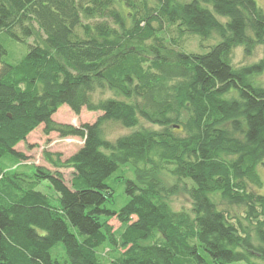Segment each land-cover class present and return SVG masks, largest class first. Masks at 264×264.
<instances>
[{"label":"trees","instance_id":"trees-1","mask_svg":"<svg viewBox=\"0 0 264 264\" xmlns=\"http://www.w3.org/2000/svg\"><path fill=\"white\" fill-rule=\"evenodd\" d=\"M2 33L32 43L11 63L0 42V264H59L58 243L66 264L264 262V58L231 62L264 46L255 0H0ZM190 37L215 42L188 50ZM63 104L101 114L59 123ZM40 124L83 139L65 160L43 153L54 170L16 149ZM179 191L189 208L171 206Z\"/></svg>","mask_w":264,"mask_h":264},{"label":"rangeland","instance_id":"rangeland-1","mask_svg":"<svg viewBox=\"0 0 264 264\" xmlns=\"http://www.w3.org/2000/svg\"><path fill=\"white\" fill-rule=\"evenodd\" d=\"M257 5L264 10V0H255ZM0 42L7 49L6 60L14 63L18 61L28 50V44L32 43V38H28L25 41H16L12 39L8 35L0 34ZM215 42L214 39H208L201 41V46L198 48L197 41L195 38H188L186 41L185 48L188 50H194L200 52L206 51L210 48ZM264 58V46L261 44H257L250 54H246L241 46H238L233 49L231 54V62L235 67L244 66L246 64H252L257 62L258 60ZM254 80L257 83L264 85V71L254 77ZM101 112L99 111H87L85 108L81 110L79 114L73 113L70 108L63 104L58 110L53 114L52 119L59 123L71 124L73 126H80L81 124L88 122H94L98 116H100ZM146 128H150L151 126L145 122L142 123ZM130 130L124 129L117 124H109L106 129V133L108 137L115 138L121 134L127 133ZM83 143V139L79 136H67L61 137L56 132H51L49 134L43 133V124H40L36 129H34L26 138L25 142H20L16 145V149L24 152L27 156V162L33 163L40 166H45L51 170H54L52 166H50L43 159V153H58L60 154L61 160H65L73 155ZM123 169V167H121ZM66 183L69 182L72 169L71 168H60L59 169ZM257 172L259 178L261 180V185L255 187L254 190L264 195V165L260 164L257 167ZM127 175L130 178H133V172L127 171ZM120 174L119 171H116L112 174L109 179V183L113 188V194L116 199V203L114 205L115 209H118L122 206L126 201V195L124 193V186L122 183H119V177H116ZM38 189L49 196L52 203L56 204L58 201L56 199V193L52 188L48 187V185L42 184L38 186ZM169 202L174 209L189 208L190 200L186 194L179 191L175 194L169 196ZM111 207V206H109ZM108 224H110L114 231L120 229V222L116 219V217H111L108 219ZM51 256L56 257L59 264H66L64 262L65 253L62 248V244L58 243L51 249ZM259 263L264 264V262L256 259ZM234 264H246L245 262H239Z\"/></svg>","mask_w":264,"mask_h":264}]
</instances>
